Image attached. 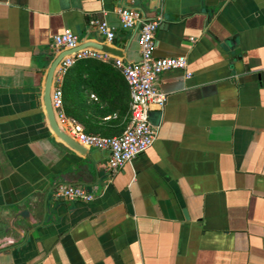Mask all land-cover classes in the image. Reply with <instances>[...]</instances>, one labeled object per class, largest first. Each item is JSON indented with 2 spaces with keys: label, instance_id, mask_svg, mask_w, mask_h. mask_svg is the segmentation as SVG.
I'll return each instance as SVG.
<instances>
[{
  "label": "crops",
  "instance_id": "crops-1",
  "mask_svg": "<svg viewBox=\"0 0 264 264\" xmlns=\"http://www.w3.org/2000/svg\"><path fill=\"white\" fill-rule=\"evenodd\" d=\"M120 8L157 19L154 55L187 67L159 76L155 139L111 173L106 150L52 132L43 87L55 35L114 46L122 56L80 59L53 88L66 132L124 131L115 60L140 52ZM92 18L115 28L112 41ZM60 185L93 198L57 197ZM0 264H264V0H0Z\"/></svg>",
  "mask_w": 264,
  "mask_h": 264
},
{
  "label": "built area",
  "instance_id": "built-area-1",
  "mask_svg": "<svg viewBox=\"0 0 264 264\" xmlns=\"http://www.w3.org/2000/svg\"><path fill=\"white\" fill-rule=\"evenodd\" d=\"M118 14L120 27L123 29H133L139 22V59L127 62L117 57L115 60V65L125 77L130 94L129 123L121 134L115 136L87 133L79 123H71L67 128L69 136L82 145L107 151V167L111 173L144 153L155 139L156 132L150 121L149 110L153 105L162 107L166 101V95L157 87L159 76L169 69L184 70L187 67V58L184 55L164 57L154 55L155 32L159 26L157 19L142 20L140 13L132 8H120ZM90 24L109 41H112L116 35L115 28L106 20L92 18ZM78 44V36L70 30H64L52 39V45L57 50L74 48ZM108 54L97 48L85 47L66 55L60 60L54 78L56 82H60L77 60L104 59ZM51 100L57 116L62 118L63 91L60 85L57 84L53 88ZM55 195L69 199L91 200L93 198L84 188L72 185L58 186Z\"/></svg>",
  "mask_w": 264,
  "mask_h": 264
},
{
  "label": "water",
  "instance_id": "water-1",
  "mask_svg": "<svg viewBox=\"0 0 264 264\" xmlns=\"http://www.w3.org/2000/svg\"><path fill=\"white\" fill-rule=\"evenodd\" d=\"M144 15V13H143ZM142 18V17H141ZM142 20H145L144 16ZM139 27V22L137 23L135 28ZM85 47H93L100 49L102 51L108 52L110 54L116 55V56H122V52L115 48L114 46H111L109 44L103 43V42H98L95 40H87L84 42L79 43L76 47L74 48H69V49H64L60 51L51 61L47 73H46V78L44 82V87H43V104L45 108V113L47 117V121L49 124V127L51 128L52 132L59 137L63 142L74 148L75 150L83 152L85 150L84 146L74 140L69 134L63 130L57 121V115L55 113V110L52 106V100H51V95H52V89H53V79L54 75L57 69V66L60 62V60L69 54H72L82 48Z\"/></svg>",
  "mask_w": 264,
  "mask_h": 264
},
{
  "label": "trees",
  "instance_id": "trees-1",
  "mask_svg": "<svg viewBox=\"0 0 264 264\" xmlns=\"http://www.w3.org/2000/svg\"><path fill=\"white\" fill-rule=\"evenodd\" d=\"M84 61H85V60H77L76 62H78V63H80V62H81V63H83V64H84V63H85ZM76 62H75V63H76ZM67 73H68V72H67ZM63 91H64V90H63Z\"/></svg>",
  "mask_w": 264,
  "mask_h": 264
}]
</instances>
